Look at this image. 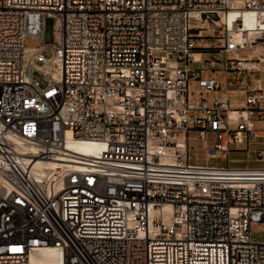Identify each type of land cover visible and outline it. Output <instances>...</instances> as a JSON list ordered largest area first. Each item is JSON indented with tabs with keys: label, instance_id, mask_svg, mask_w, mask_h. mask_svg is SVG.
Here are the masks:
<instances>
[{
	"label": "built area",
	"instance_id": "1",
	"mask_svg": "<svg viewBox=\"0 0 264 264\" xmlns=\"http://www.w3.org/2000/svg\"><path fill=\"white\" fill-rule=\"evenodd\" d=\"M236 1L0 0V264L49 247L60 264H264L251 230L264 226V168L188 155L191 130L213 135L210 157L264 136L253 122L264 119L261 84L239 90L248 107L233 109V90L209 101L221 84L190 66L205 60L193 56L195 24L223 33L224 70L264 71V0H240L258 12L253 39L241 18L223 19ZM69 138L101 149L78 155ZM40 160L58 165L40 175Z\"/></svg>",
	"mask_w": 264,
	"mask_h": 264
},
{
	"label": "rangeland",
	"instance_id": "2",
	"mask_svg": "<svg viewBox=\"0 0 264 264\" xmlns=\"http://www.w3.org/2000/svg\"><path fill=\"white\" fill-rule=\"evenodd\" d=\"M56 16L53 14H48L45 17L44 24V36L42 39V44L50 46L54 44L55 41V23ZM213 19L216 16H212ZM192 29V41L195 43L196 49L205 48L209 51L204 52L201 58L205 59L202 63H195L190 61V66L193 69H199L202 71V75L205 77H214L221 84V89L217 92H212L207 94L209 101H212L216 97H221L223 94L227 93L228 90L231 91L228 96L230 108H247L248 105L245 103V94L241 93L239 90L247 88H257L261 86L264 88V71H254L247 73L244 71L239 72L237 75L233 74L228 70H224L222 65L227 60V55L224 53L221 39H223V33H213L212 27H203L201 25L193 24ZM222 31V30H221ZM33 38L31 36H26L24 43L26 46H37L38 44L33 43ZM200 53V52H199ZM251 53L249 51H241L240 54L246 57ZM52 55L51 51H46L45 56L50 57ZM219 59L216 66H212L210 61L213 58ZM35 77L40 80L41 84L44 86L46 84L43 76L40 73H35ZM243 80V85L236 84V79ZM195 83H191V89H195ZM190 101H194L197 94H190ZM254 129L258 132L264 130V119H254ZM189 146L188 151L189 161L192 165L201 166H212L216 168H229V169H262L264 168V161L259 160L257 154L258 150H264V136H259L254 140H245L242 144L230 145V151L226 156H223L221 152L218 153L216 157H210L208 155L207 148H214V137L209 134V138L206 140L198 138L196 130H191L189 135ZM252 238L255 241H262L264 239V226L263 225H252Z\"/></svg>",
	"mask_w": 264,
	"mask_h": 264
},
{
	"label": "bare ground",
	"instance_id": "3",
	"mask_svg": "<svg viewBox=\"0 0 264 264\" xmlns=\"http://www.w3.org/2000/svg\"><path fill=\"white\" fill-rule=\"evenodd\" d=\"M234 4H238V5L232 7L229 10V14L223 17L226 25L231 27L233 25V22L237 20V18H241L244 26V30L247 31L250 38L253 39L255 37L256 34L255 30L259 21L258 12L250 8H244L242 5L243 2L240 0L234 2ZM194 15L199 17V15L197 14ZM238 35L240 36L239 33L237 34V36ZM201 55L202 54L199 52L193 53L195 60H200ZM19 144L23 147L22 149L24 150L33 149V146L27 140H22L20 141ZM67 148H69L78 155L91 156L97 154L100 151L101 144L88 142V141H75L69 138L67 141ZM57 165H58L57 162H44L40 160V162L37 163L36 172L40 175H45L50 173L51 170L54 169ZM60 263H61L60 252L53 247L39 249L35 252H32L30 256V264H60Z\"/></svg>",
	"mask_w": 264,
	"mask_h": 264
},
{
	"label": "trees",
	"instance_id": "4",
	"mask_svg": "<svg viewBox=\"0 0 264 264\" xmlns=\"http://www.w3.org/2000/svg\"><path fill=\"white\" fill-rule=\"evenodd\" d=\"M207 51H209V50H207V49H205V48H199V49L196 50V52H200V53H201V52L204 53V52H207Z\"/></svg>",
	"mask_w": 264,
	"mask_h": 264
},
{
	"label": "crops",
	"instance_id": "5",
	"mask_svg": "<svg viewBox=\"0 0 264 264\" xmlns=\"http://www.w3.org/2000/svg\"><path fill=\"white\" fill-rule=\"evenodd\" d=\"M204 55V53L202 54V56Z\"/></svg>",
	"mask_w": 264,
	"mask_h": 264
}]
</instances>
